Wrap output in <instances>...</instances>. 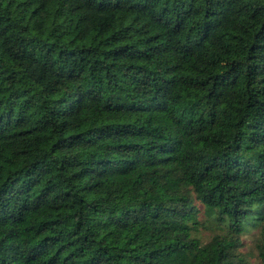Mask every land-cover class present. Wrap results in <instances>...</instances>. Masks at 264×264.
<instances>
[{"label":"trees","instance_id":"16d2710c","mask_svg":"<svg viewBox=\"0 0 264 264\" xmlns=\"http://www.w3.org/2000/svg\"><path fill=\"white\" fill-rule=\"evenodd\" d=\"M257 225L264 264V0H0V264H249Z\"/></svg>","mask_w":264,"mask_h":264},{"label":"rangeland","instance_id":"374dc122","mask_svg":"<svg viewBox=\"0 0 264 264\" xmlns=\"http://www.w3.org/2000/svg\"><path fill=\"white\" fill-rule=\"evenodd\" d=\"M260 227L259 225L250 226L242 235L244 246L241 248V252L245 255L249 264H263L256 249V238L260 233ZM200 234L204 242H207L214 232L203 228Z\"/></svg>","mask_w":264,"mask_h":264}]
</instances>
